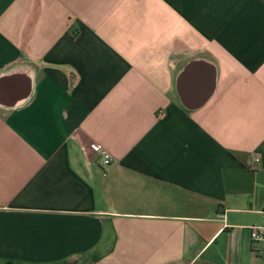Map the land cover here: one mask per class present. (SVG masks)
<instances>
[{"label": "crops", "instance_id": "0c3cea01", "mask_svg": "<svg viewBox=\"0 0 264 264\" xmlns=\"http://www.w3.org/2000/svg\"><path fill=\"white\" fill-rule=\"evenodd\" d=\"M252 225L264 0H0V264H264Z\"/></svg>", "mask_w": 264, "mask_h": 264}, {"label": "built area", "instance_id": "2783aa9c", "mask_svg": "<svg viewBox=\"0 0 264 264\" xmlns=\"http://www.w3.org/2000/svg\"><path fill=\"white\" fill-rule=\"evenodd\" d=\"M90 145V144H89ZM90 150H92L97 155V164L100 168L102 175L107 173V170L111 164V158L109 153L102 147V144L92 142L89 146ZM256 161L258 159H255ZM249 238L252 246V250L260 254L261 249L257 246L259 244H264V225H252L249 227Z\"/></svg>", "mask_w": 264, "mask_h": 264}]
</instances>
